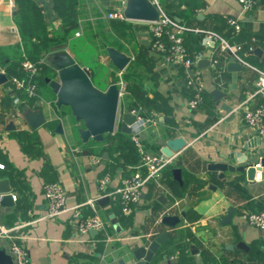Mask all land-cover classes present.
Listing matches in <instances>:
<instances>
[{"label": "crops", "instance_id": "obj_1", "mask_svg": "<svg viewBox=\"0 0 264 264\" xmlns=\"http://www.w3.org/2000/svg\"><path fill=\"white\" fill-rule=\"evenodd\" d=\"M1 1L0 45L19 43L20 35L13 20L10 0ZM33 1L43 14L48 32L59 31L61 20L54 10L53 0ZM156 1L165 13L181 24L189 28L215 30L230 43L245 49V54L254 56L260 62L264 59V0H259L253 10L245 13L237 0H190L191 7L184 0ZM125 2L80 0L79 5L89 12L99 9L102 17L108 18L111 11H123ZM227 17L240 20L241 30L251 37L250 43L243 39L238 41V35L226 37L229 27ZM130 22L132 28L128 41L124 42L128 51L123 52L131 56V61L137 53L146 61L144 85L149 90L148 95L159 98L163 106L159 111H147L142 105L145 115L151 112L157 114V122L127 135L136 134L145 149L160 154L161 147L169 138L182 136L186 145L172 159V178L176 180L172 169L179 159L182 171L201 175L206 185L193 184L182 197L173 200L169 189L161 182L162 177L151 180L143 187L138 205L131 213L123 215L116 195H106L108 200L99 202V181L107 176L108 191L113 192L129 174V166L113 161L104 146L96 145L94 141L83 147L74 131V127L79 129L82 123L72 118L71 114L62 115L60 109L41 96L38 95L32 105L24 99L22 103L15 104L8 78L0 84V151L13 165L15 172L12 178L3 176L0 180H9L15 200L10 206L0 204L1 222L7 226L27 224L18 233L29 251L30 264H132V251L150 243L165 230L168 237L155 255L157 263L171 264L177 261L180 253L169 256L162 252V248L167 242H179L184 251L182 255L192 264H264V229L241 218L244 212L264 208V168L255 171L253 180L248 179L246 171L227 170L225 178H220L219 171L209 168L212 163L226 161L224 157L232 153L248 156L256 166L259 165L264 153V137L245 123L242 111L237 109L247 89L252 87L257 73L248 66H242L234 82L232 72L227 68L231 55L221 50L219 42L205 46L200 33L188 31L183 38L190 53L195 55L201 51L209 57L213 54L224 67L222 77L218 79L206 57L202 59L208 61L207 66H199L200 60L196 62L204 83L205 97L203 103L192 109L189 107L192 91L185 82V71L167 61L165 54L152 46L148 24L143 21ZM254 42L257 43L255 46L252 45ZM256 47L263 50L261 58L249 53ZM108 59V55L101 56L104 63ZM112 79L108 78L106 87ZM215 90L221 96L216 97L213 93ZM262 99L264 96L260 97ZM120 106L121 112L128 111L122 104V98ZM37 107L43 108L47 122L37 130H31L21 115L25 109ZM8 117L15 119V131L4 130ZM59 125L62 132L57 130ZM19 129L35 131L39 139L36 153L24 150L16 135ZM94 156L100 157L98 163L92 162ZM240 159L237 157V162ZM50 181L62 185L68 207L83 204L84 213H96L104 221L105 228L94 234L79 232L71 210L61 213L56 219L41 218L47 210L43 184ZM202 193L199 202L192 206ZM92 199H95L94 209L87 203ZM230 207L235 209L232 222L224 224L221 221ZM166 215L178 216L179 223L175 227L164 225L162 218ZM240 240L249 245L248 251L229 248V244ZM1 249L13 260L9 240L3 236H0Z\"/></svg>", "mask_w": 264, "mask_h": 264}, {"label": "trees", "instance_id": "obj_2", "mask_svg": "<svg viewBox=\"0 0 264 264\" xmlns=\"http://www.w3.org/2000/svg\"><path fill=\"white\" fill-rule=\"evenodd\" d=\"M53 2L54 10L61 20V29L50 34L41 10L33 0H14L16 13L13 20L20 35V42L0 45V69L4 71L9 81L13 76H25L26 73L21 68V62L24 59L38 61L41 58H47L53 51L63 48H67L76 57L80 65L88 68L92 82L98 88L105 89L109 77L118 81L117 73L119 71L109 59L106 63L102 62L101 56L107 57L106 46H114L121 51H128L124 42L128 41L132 23L117 17L103 18L99 9L89 12L79 5L80 0H53ZM184 2L191 7L190 0H184ZM77 31L80 32L79 36H76ZM188 33V31L184 32V38ZM226 34V37L238 35L236 37L238 41L243 39L250 43L249 33L242 30L237 33L230 25ZM200 36L202 39L203 35L200 34ZM184 44L187 47L185 41ZM256 44L254 42L252 45L255 46ZM240 52L246 61L257 65L259 68L264 67V59L260 62L254 56L245 54L246 51L243 48ZM146 66V61L137 53L122 73L127 84L126 93L122 97V104L128 111L136 108L139 104L143 105L147 111H159L163 106L159 98L148 95L149 90L144 85ZM54 75L51 65L46 60L34 80L37 83L38 95L55 105V95L46 81V77H54ZM34 101L35 98L30 99V105ZM60 112L62 115L71 114L68 106H62ZM72 118H74L73 115ZM74 131L77 134L76 139L82 143L76 127H74ZM16 135L24 150L37 152L39 139L35 131L28 132L19 129L16 131ZM94 144L104 146L113 161L128 165L130 168L128 175L134 171V167L139 162L138 150L131 136L120 130L108 134L103 142H94ZM82 145L87 147L89 143H82ZM0 162L4 164V168H0V178L3 176L12 178V174L15 172L14 167L4 158L1 151ZM172 166L173 163L167 166L166 171H163L161 182L167 186L173 200L182 197L193 184L202 187L206 185L207 182L201 175L186 170L182 171V183L177 182L172 178ZM202 196L203 193L192 203V206L196 205ZM257 244L258 242L255 243L256 247H258ZM162 252L169 256L176 253L181 254L180 258L171 264H192L182 255L184 251L179 242H167L163 246Z\"/></svg>", "mask_w": 264, "mask_h": 264}, {"label": "built area", "instance_id": "obj_3", "mask_svg": "<svg viewBox=\"0 0 264 264\" xmlns=\"http://www.w3.org/2000/svg\"><path fill=\"white\" fill-rule=\"evenodd\" d=\"M242 11L248 12L253 10L259 3V0H237ZM153 2L160 10V18L153 22H144L149 25V32L152 39V46L165 54V59L185 71V82L191 88L192 96L189 100V107L197 108L204 101L205 88L201 79V73L196 68V62L206 57L215 70V77L220 79L224 67L221 65L220 59L215 55L205 56L203 52L198 51L192 55L184 44L183 34L185 31H195L203 35L202 44L209 46L214 42H219V46L223 52H228L234 57V60L242 66H248L257 73L252 87L247 89L244 99L238 104L237 109L242 111V117L245 123L258 135L264 137V69L251 65L247 62L240 51L241 48L237 44L230 43L227 39L213 30L189 28L175 18L165 13L158 5L156 0ZM11 7H14V0H10ZM108 17H117L126 19L123 11H111ZM226 22L234 28L236 32L241 31L242 25L238 18L227 17ZM76 32V35H79ZM254 40V38H252ZM47 58H41L38 61L24 59L21 62V68L26 73L25 76H13L10 79L12 99L15 104L22 103V100L30 101L37 98V83L34 80L40 73L42 65L45 64ZM123 71H119L117 81L120 98L126 93V82L122 76ZM130 113L137 117L138 130L157 122V114L151 112L145 115L142 105L130 110ZM137 130V129H136ZM138 154L139 162L134 167V171L124 177L121 184L113 191H108L109 179L104 176L99 181L100 197L114 194L117 196L121 212L127 215L132 212L133 208L138 205L141 200L143 187L151 180H159L162 177L163 170L172 163V157H164L158 152H151L145 149L140 142L138 136H131ZM100 161L99 156L92 158L93 163ZM258 165V164H257ZM0 168H4V164L0 162ZM43 194L46 199L47 210L41 218L56 219L59 215L67 210L72 211V217L77 230L81 233H88L90 230H102L105 228L104 221L96 214L86 215L83 211V204L67 206V195L62 185L57 181L45 182L43 184ZM2 194L0 193V199ZM13 200L15 196L12 195ZM94 209L95 199L87 202ZM30 212V211H29ZM241 218L249 224L264 229V208L254 212H244ZM24 224L7 226L0 220V236L9 240V251L13 256L15 264H30L29 251L26 248L21 235L18 233Z\"/></svg>", "mask_w": 264, "mask_h": 264}, {"label": "water", "instance_id": "obj_4", "mask_svg": "<svg viewBox=\"0 0 264 264\" xmlns=\"http://www.w3.org/2000/svg\"><path fill=\"white\" fill-rule=\"evenodd\" d=\"M13 15H15V7H12ZM124 16L130 21H144L153 22L160 18V10L153 0H126L124 7ZM201 16V15H199ZM107 55L112 65L118 71H124L131 61V56L127 53L117 49L114 46H106ZM259 58L263 55V50L256 47L249 51ZM49 64L54 71V77H46L54 95L55 106L60 109L62 106H68L74 119L82 123V127L78 129V134L82 143L90 141L103 142L108 134L116 132L117 128L123 133L132 134L138 129L137 117L128 112H121V98L120 90L115 79L110 81V84L101 89L94 85L92 82L90 71L88 68L80 65L76 59L66 49L55 50L47 57ZM208 61L202 59L199 61V66H207ZM227 68L232 72V79L235 82L238 77V72L242 70V65L234 60L233 56L228 59ZM8 77L3 71H0V84L5 83ZM216 97L221 96L218 90H215ZM22 119L31 130H37L39 127L47 122V117L42 107L27 108L22 112ZM17 125L13 117L6 119L5 131H15ZM59 132H62V127H57ZM186 145V140L182 136L169 138L165 145L161 147V153L164 157H174L175 153L180 151ZM89 152V151H87ZM107 155V152H105ZM237 157H241L237 162ZM226 161L219 163H212L209 168L219 171V177L225 178V172L240 171L245 172L249 180H253L256 170L264 168V153L260 157L259 165L255 163L248 156L242 157L240 154H229L224 157ZM230 160H234L231 163ZM237 162V163H236ZM242 163L238 165V163ZM173 177L182 183V170L181 161H175V167L172 169ZM12 187L8 179L0 180V199L1 205H13V197L11 194ZM162 199V197H160ZM107 196L101 197L99 202H106ZM235 212L233 207H230L228 214L223 217L222 223L229 224L232 222V216ZM178 216L166 215L162 218V223L169 227H175L179 223ZM92 234L97 233L98 230H90ZM168 232L162 231L153 241L148 244H143L132 251L133 263L132 264H160L155 262V255L160 251V247L166 241ZM229 248L249 250V245L240 240L237 243L229 244ZM169 259V256H166ZM123 263V261H120ZM0 264H14L10 255L6 254L4 249L0 250Z\"/></svg>", "mask_w": 264, "mask_h": 264}, {"label": "rangeland", "instance_id": "obj_5", "mask_svg": "<svg viewBox=\"0 0 264 264\" xmlns=\"http://www.w3.org/2000/svg\"><path fill=\"white\" fill-rule=\"evenodd\" d=\"M3 1V0H2ZM2 1H1V3H2ZM1 5V4H0Z\"/></svg>", "mask_w": 264, "mask_h": 264}]
</instances>
